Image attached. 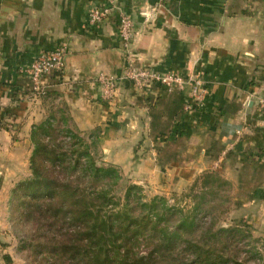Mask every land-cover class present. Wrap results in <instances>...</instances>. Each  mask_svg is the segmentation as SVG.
Here are the masks:
<instances>
[{
	"label": "crops",
	"instance_id": "0c3cea01",
	"mask_svg": "<svg viewBox=\"0 0 264 264\" xmlns=\"http://www.w3.org/2000/svg\"><path fill=\"white\" fill-rule=\"evenodd\" d=\"M114 1L90 26L89 10L107 0H0V236L7 196L30 176L32 127L57 107L129 183L167 194L213 172L232 186L237 215L264 223V0H167L151 23L142 16L157 0ZM121 15L133 23V65L200 79L201 109L187 111L188 89L127 80L102 99L97 76L125 73ZM56 48L64 70L44 80L45 98L35 95L23 70Z\"/></svg>",
	"mask_w": 264,
	"mask_h": 264
},
{
	"label": "trees",
	"instance_id": "16d2710c",
	"mask_svg": "<svg viewBox=\"0 0 264 264\" xmlns=\"http://www.w3.org/2000/svg\"><path fill=\"white\" fill-rule=\"evenodd\" d=\"M2 121L0 116V129ZM30 140L31 175L12 194H21L19 208L25 222H37L40 229L59 236L50 254L63 263L248 264L264 259L254 250L249 251L248 262L226 253L250 238L242 227L213 230L212 224H202L204 196L209 190L230 187L216 173H204L197 180L201 200L185 211L168 206L159 196L145 202L140 186L129 182L122 199L117 198L114 190L123 177L116 167L97 165L93 141L71 127L63 108L51 110L34 125ZM141 239L153 245L145 256L134 251Z\"/></svg>",
	"mask_w": 264,
	"mask_h": 264
},
{
	"label": "rangeland",
	"instance_id": "374dc122",
	"mask_svg": "<svg viewBox=\"0 0 264 264\" xmlns=\"http://www.w3.org/2000/svg\"><path fill=\"white\" fill-rule=\"evenodd\" d=\"M46 116L44 113L43 118ZM97 165L102 163L99 161V155H94ZM30 168V166H29ZM31 175V172H30ZM30 177V176H29ZM128 179L124 177V181L114 190V195L122 199L124 191L128 185ZM214 188V185H211ZM141 195L144 196L145 202L155 196L163 197L167 201L168 206L178 207L185 211H191L193 205L201 200L202 191L198 181L191 182L185 188L179 191H171L167 194L154 195L149 193L145 188L141 187ZM219 191V190H218ZM216 191V192H218ZM209 190L204 199L208 202L201 206V215H205L202 222L203 225L212 224L213 230L220 228H228L240 226L244 229V234H250L249 239H244L235 246H230L226 253L232 256L236 254L241 261H247L250 258L249 251L264 254V223L249 221L239 217L235 210L234 192L232 186L221 188L218 193ZM21 194L13 196L12 191L8 194L7 207V224L0 236V248L7 253L0 252V260L2 264H67L60 260V257L51 255L50 252L54 247L55 239L59 236L56 234L40 229L39 224L27 223L22 218V209L19 208ZM197 196V197H196ZM199 197V198H198ZM23 212V211H22ZM207 214V215H206ZM257 220V218L255 219ZM39 228V229H38ZM44 228V227H42ZM196 238L199 233L194 235ZM153 245L151 242L141 239L136 244L134 251L139 256L148 254ZM62 258V257H61ZM57 261V262H56ZM264 259L260 257L250 260L248 264H262ZM0 262V263H1Z\"/></svg>",
	"mask_w": 264,
	"mask_h": 264
},
{
	"label": "built area",
	"instance_id": "2783aa9c",
	"mask_svg": "<svg viewBox=\"0 0 264 264\" xmlns=\"http://www.w3.org/2000/svg\"><path fill=\"white\" fill-rule=\"evenodd\" d=\"M109 5L106 7H93L88 12V23L90 26H96L102 23L110 14L114 5V0H107ZM167 0H157L156 4L149 8L142 18L146 23L156 20L160 9ZM133 23L126 15H121L118 23V37L121 41V49L124 53L126 62L125 73L121 77H114L105 74H99L96 81L102 89V99L105 102H111L115 95V89L120 80H127L133 86L143 89L153 84L159 85L164 91L183 92L188 89L187 111L199 110L204 105L206 89L203 81L189 77L184 78L176 72L159 73L151 68H136L132 62L133 47ZM65 50L56 48L52 51L41 52L28 66L23 73L31 83V92L35 95L44 94L46 85L44 80L55 73H61L64 70ZM256 105L259 112L264 115V96L256 97Z\"/></svg>",
	"mask_w": 264,
	"mask_h": 264
}]
</instances>
